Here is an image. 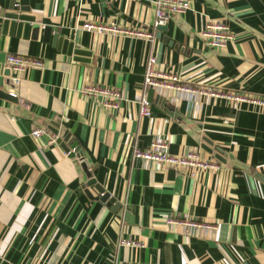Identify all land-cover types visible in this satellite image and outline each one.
Here are the masks:
<instances>
[{
	"label": "crops",
	"instance_id": "1",
	"mask_svg": "<svg viewBox=\"0 0 264 264\" xmlns=\"http://www.w3.org/2000/svg\"><path fill=\"white\" fill-rule=\"evenodd\" d=\"M20 6L35 20L25 34L4 30ZM154 19L155 0H0V264H264V108L161 87L151 116L139 110L149 58L187 84L264 96V0H191L165 24ZM210 20L234 34L224 49L200 34ZM87 21L117 29L88 31ZM140 27L153 38L121 31ZM55 33L91 51L88 60L63 52ZM8 53L43 66L13 87ZM89 85L117 88L118 107ZM34 127L45 130L33 137ZM156 135L169 153L195 149L219 168L191 174L133 157ZM79 151L119 207L87 184ZM166 216L217 226L166 225Z\"/></svg>",
	"mask_w": 264,
	"mask_h": 264
},
{
	"label": "built area",
	"instance_id": "2",
	"mask_svg": "<svg viewBox=\"0 0 264 264\" xmlns=\"http://www.w3.org/2000/svg\"><path fill=\"white\" fill-rule=\"evenodd\" d=\"M191 7V0H155V19L153 26L163 25L167 21L170 14H180ZM83 28L88 31L101 32L104 30H115V26H106L87 21L83 23ZM119 30V29H118ZM121 31L139 37H152V32H148L143 28L122 29ZM205 44L212 48L224 49L228 41L234 38V34L229 30L227 25L219 20H210L206 23L205 28L200 32ZM7 67L11 75L9 82L13 87H17L21 81L23 74L31 68H41L43 61L39 57L27 56L16 53H8L6 56ZM175 88L177 90L187 91L190 93L204 94L223 99L229 105L246 104L248 106H259L264 108V96H254L248 93L238 92L234 90H222L214 87H206L203 85H191L181 81L175 74L164 73L155 68V59L149 58L146 65L144 79L141 84L140 114L151 116L150 102L146 96L148 88ZM86 92L91 94L103 95L102 104L106 108H117L122 97L121 92L113 87L86 86ZM11 94L16 95L11 91ZM45 129L34 127L31 131L33 137H38ZM56 136H50V142H54ZM74 149V148H73ZM133 157L146 162H152L155 165H166L178 171L191 169V174L198 170H217L220 166L217 160L202 158L195 149H190L184 153L172 154L168 152L167 142L161 136L156 135L152 138L146 148L134 147ZM166 225H184L188 228L203 227L207 229L216 228L217 224L206 220H198L187 217L166 216L164 219ZM119 243L125 246L138 247L142 243L132 238H121Z\"/></svg>",
	"mask_w": 264,
	"mask_h": 264
},
{
	"label": "water",
	"instance_id": "3",
	"mask_svg": "<svg viewBox=\"0 0 264 264\" xmlns=\"http://www.w3.org/2000/svg\"><path fill=\"white\" fill-rule=\"evenodd\" d=\"M27 11V7L20 6L18 10H12L10 12L5 13L4 15V20H3V29L6 30L9 27L10 33H12L14 30L16 31L17 34L21 33L22 27L24 28V34L29 26V22H33L35 20L34 16L28 15L25 13ZM51 33V27L46 26L44 28V37H47ZM59 48L62 49L63 52L68 53L69 55H74L73 57L75 59H80V60H88V56L91 55V51L89 50H84L80 49L78 46H75L72 41H68L66 38H63L62 36H59L58 33H55L53 35V43H56ZM86 56V57H84ZM154 88L150 87L148 88L147 95L148 98L151 99L153 94H154ZM8 97L15 98L16 96L8 93L6 94ZM156 99L160 98V95H156ZM55 127L57 123L53 124ZM53 128L52 130L57 133V129ZM52 128V127H51ZM69 138V134L64 136V141H66ZM58 141H61V138L58 139ZM63 145V143H62ZM71 147L74 148L76 151H78V147H76L75 142L71 144ZM210 151L209 148L206 147ZM79 158H80V165L83 168L84 172L88 176V181L87 184L91 185L94 184L95 188L99 192L98 197L102 200L105 201L108 205L113 204V207H119L120 202L115 201L113 197H110L109 193L104 192L102 187L95 182L94 178H91V173L88 171L87 164L85 161H83V156L82 153L79 151Z\"/></svg>",
	"mask_w": 264,
	"mask_h": 264
}]
</instances>
